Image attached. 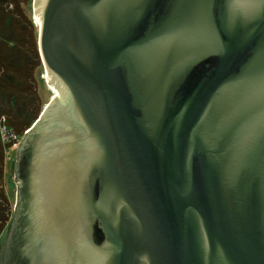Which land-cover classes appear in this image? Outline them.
Listing matches in <instances>:
<instances>
[{
  "label": "water",
  "instance_id": "obj_1",
  "mask_svg": "<svg viewBox=\"0 0 264 264\" xmlns=\"http://www.w3.org/2000/svg\"><path fill=\"white\" fill-rule=\"evenodd\" d=\"M33 12L57 94L18 143L2 264H264V0Z\"/></svg>",
  "mask_w": 264,
  "mask_h": 264
},
{
  "label": "trees",
  "instance_id": "obj_2",
  "mask_svg": "<svg viewBox=\"0 0 264 264\" xmlns=\"http://www.w3.org/2000/svg\"><path fill=\"white\" fill-rule=\"evenodd\" d=\"M24 1L0 0V120L18 137L23 136L42 111L31 92L33 71L41 66L37 32L31 24L33 33H28L20 19ZM9 148L0 138V237L9 228L12 217V204L2 189Z\"/></svg>",
  "mask_w": 264,
  "mask_h": 264
},
{
  "label": "rangeland",
  "instance_id": "obj_3",
  "mask_svg": "<svg viewBox=\"0 0 264 264\" xmlns=\"http://www.w3.org/2000/svg\"><path fill=\"white\" fill-rule=\"evenodd\" d=\"M27 1L28 0L24 1L21 5L22 18L20 19L24 24V26L26 27L28 33L32 34L33 32H32L31 24L33 25L34 30H36L37 32L38 22L33 12V0H29V2ZM49 88L51 87H49L46 81L45 69L41 65L33 71V79L31 80V92L34 94L33 96L38 109H41L42 111L49 104V101L53 98V93L50 91ZM23 137L24 136H22L21 139ZM17 148L18 145L15 146L14 148H9L8 152L6 153L5 167H4L5 179H4V183L2 184V189L5 190L12 204V208H11L12 217L15 212L14 206L16 203V191H17V186L16 183L14 182V170H15ZM12 217H10V222ZM7 231L8 228L4 231V233L0 237V264H2Z\"/></svg>",
  "mask_w": 264,
  "mask_h": 264
},
{
  "label": "built area",
  "instance_id": "obj_4",
  "mask_svg": "<svg viewBox=\"0 0 264 264\" xmlns=\"http://www.w3.org/2000/svg\"><path fill=\"white\" fill-rule=\"evenodd\" d=\"M0 138L1 141L3 142V144L9 145L11 148H14L15 146L18 145L21 137H18L11 129L7 128L4 124H3V119L0 120ZM32 127H30L29 129L25 130L23 132V136L24 133H27L31 130Z\"/></svg>",
  "mask_w": 264,
  "mask_h": 264
},
{
  "label": "flooded vegetation",
  "instance_id": "obj_5",
  "mask_svg": "<svg viewBox=\"0 0 264 264\" xmlns=\"http://www.w3.org/2000/svg\"><path fill=\"white\" fill-rule=\"evenodd\" d=\"M17 159H18V154H17V158H16V163H17ZM15 175H16V165H15ZM17 183H18V185H17V187H18L20 184L18 178H17ZM8 230H9V228H8ZM5 253H6V249H5V252H3L4 258H5Z\"/></svg>",
  "mask_w": 264,
  "mask_h": 264
},
{
  "label": "bare ground",
  "instance_id": "obj_6",
  "mask_svg": "<svg viewBox=\"0 0 264 264\" xmlns=\"http://www.w3.org/2000/svg\"><path fill=\"white\" fill-rule=\"evenodd\" d=\"M37 22H38V20H37ZM38 25H39V23H38ZM49 89L53 93V97L56 96V94H57L56 90L52 89V88H49Z\"/></svg>",
  "mask_w": 264,
  "mask_h": 264
}]
</instances>
